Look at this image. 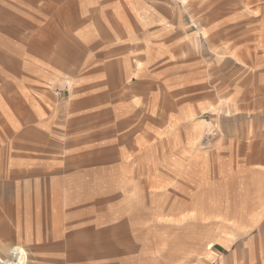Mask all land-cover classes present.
Instances as JSON below:
<instances>
[{"label":"crops","instance_id":"obj_1","mask_svg":"<svg viewBox=\"0 0 264 264\" xmlns=\"http://www.w3.org/2000/svg\"><path fill=\"white\" fill-rule=\"evenodd\" d=\"M162 2L0 0V165L17 171L0 187H24L29 180L45 185L21 190V210L0 208V258L21 244L26 264H170L145 245L138 220L153 227L187 223L192 212L204 216L200 138L206 121L178 117L177 135L164 136L169 103L175 102L177 114L232 111L241 138L264 139V70L241 66L238 74L244 71L247 79L231 92L229 68L214 66L190 25L182 19L172 24ZM218 25L226 62L229 33ZM187 152L194 153L188 167L154 168L149 175L121 170L149 155L168 160L173 153L183 160ZM108 164L118 166L117 180H157L119 187L112 194L120 196L115 207L97 200L109 194L62 187L92 181ZM37 165L49 173L29 178ZM3 197L0 202L18 201ZM205 250L200 258L190 250L183 264L212 263ZM212 253L219 259L220 252Z\"/></svg>","mask_w":264,"mask_h":264},{"label":"rangeland","instance_id":"obj_2","mask_svg":"<svg viewBox=\"0 0 264 264\" xmlns=\"http://www.w3.org/2000/svg\"><path fill=\"white\" fill-rule=\"evenodd\" d=\"M162 1L163 12L171 17V23L175 24L177 19L185 21L190 25V30L195 32L197 40L200 39L201 46L207 50V57H212L211 63L219 68L222 66L224 69L229 68L231 92H238L241 88L240 82L247 79V76H243L244 71L238 74L241 66L247 69L257 67L256 69L264 70V0ZM219 23H222L221 27L226 26L229 33L228 45H226L229 61L226 62L223 60L225 55H222L216 40ZM236 31L242 32L241 38H235ZM175 105L173 101L169 103V109L172 110L166 116L168 134L166 132L164 136L174 137L177 135L179 130L175 127L178 126V117L195 123L206 121V125H202L204 132L201 133L200 138L201 151L203 152L205 212L200 219L192 217L194 215L192 212L186 219L189 220L187 223H171L153 227L143 226L144 217H139L138 222L141 223V226L137 229L140 230L145 245L153 255L164 256L165 261L170 264L175 260L178 264H183L190 250L200 258L203 252L200 251L201 249H206L207 255L213 258L210 264H264V139L241 138L242 135L236 133L235 126H233L234 130L232 128V111L212 109L210 112L201 111L199 114H193L191 111L177 114L173 110ZM145 126L148 128L149 135L155 131V129L151 130V127L155 126L151 120ZM209 126L212 131L207 134L208 130L206 129ZM60 142L61 139L58 143ZM174 146L170 144V147ZM160 148L162 147L156 149ZM152 152L155 153V149ZM189 156L193 158L194 153L187 152L186 158L183 160H178L177 155L173 153L168 160L163 158L159 160L158 155H149L145 157L144 162L135 167L124 164L121 166V170L132 173L139 169L148 171L149 175L154 168L173 170L179 167L180 163V167L184 165L188 167V163H194V160H190ZM35 169L33 168V170ZM40 169L41 165H37L35 171L28 170L30 171H27L28 177H33L35 172L40 176L42 174L46 176L49 173H45L41 169L43 172L40 174ZM96 172L97 175H94L92 181L64 183L62 187L65 186L66 190L77 192L89 190L94 195L109 194V196H101L97 200L115 207L117 200L120 201V196L112 194L117 193L120 190L119 187H145L154 184V181L157 180L153 177L149 179L140 177L133 180L130 178L131 176L117 180L112 176L119 173L118 166L109 164L105 166L104 170L96 169ZM16 173L17 171L5 169L0 165V181H6L7 184L10 179H15ZM53 174L55 175V173ZM139 174L140 176L145 175L141 172ZM58 175L62 176V171ZM62 180L63 178L60 177V182ZM161 180L169 181V178L164 177ZM30 182L32 181L29 180V183L24 187L20 185L0 187V195H3V198H7L9 195L18 198L17 203L13 204L0 202V208L6 210L13 206L21 210L19 199H21L22 189L32 191L45 187L43 183ZM136 197L148 199L153 195ZM128 198L134 199L135 197ZM130 208L133 207L130 206ZM137 213L142 216L147 211L137 210ZM128 235L132 236L129 228ZM22 247L20 244L13 249L9 257H1L0 260L9 261L7 263L26 264ZM211 250L221 253L218 256L219 259Z\"/></svg>","mask_w":264,"mask_h":264},{"label":"built area","instance_id":"obj_3","mask_svg":"<svg viewBox=\"0 0 264 264\" xmlns=\"http://www.w3.org/2000/svg\"><path fill=\"white\" fill-rule=\"evenodd\" d=\"M7 262H9V261L0 260V263H1V264H11V263H12V262L7 263ZM12 264H13V263H12Z\"/></svg>","mask_w":264,"mask_h":264},{"label":"bare ground","instance_id":"obj_4","mask_svg":"<svg viewBox=\"0 0 264 264\" xmlns=\"http://www.w3.org/2000/svg\"><path fill=\"white\" fill-rule=\"evenodd\" d=\"M12 264V263H11ZM14 264V263H13Z\"/></svg>","mask_w":264,"mask_h":264}]
</instances>
